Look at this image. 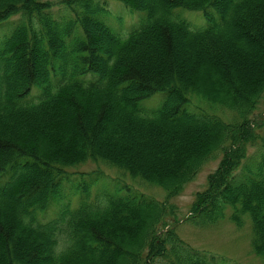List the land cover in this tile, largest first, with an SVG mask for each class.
<instances>
[{"label":"trees","instance_id":"16d2710c","mask_svg":"<svg viewBox=\"0 0 264 264\" xmlns=\"http://www.w3.org/2000/svg\"><path fill=\"white\" fill-rule=\"evenodd\" d=\"M116 1L145 11L137 28L114 33L108 0H0V24L15 23L0 37V264H215L170 220L171 199L219 152L186 220L211 224L229 206L264 260V154L244 162L258 145L264 0ZM157 92L160 106L142 108ZM98 170L130 182L79 180Z\"/></svg>","mask_w":264,"mask_h":264},{"label":"rangeland","instance_id":"374dc122","mask_svg":"<svg viewBox=\"0 0 264 264\" xmlns=\"http://www.w3.org/2000/svg\"><path fill=\"white\" fill-rule=\"evenodd\" d=\"M56 1V0H51ZM108 11L106 21L114 33H126L129 30L138 27L140 20L143 18L145 11H129L122 3L116 0H108ZM107 3V2H106ZM54 8H57L56 6ZM180 15L189 21L191 26L203 28L206 26V19L199 12H193L182 9H175ZM14 17V16H13ZM10 17L0 24V37L5 36L14 27L15 23ZM208 77H210L208 75ZM208 77L207 80L209 79ZM164 98L163 92H157L152 97L143 100L140 104L146 110H153L160 106ZM191 102L204 108L207 112H214L224 120L235 119L228 111L210 110L208 105L199 99L192 98ZM253 115H251V125L258 135V145L249 146L247 148L244 162L250 164L253 161H259L264 154V95L260 98ZM262 146V147H261ZM221 158V153H215L213 158L205 162L201 169L197 172L192 181L187 183L183 190L171 199L174 206L175 215L172 216L171 222L178 223L175 225L178 235L186 241L190 246L198 249L202 255L215 264H264V260L256 256L251 249V224L249 219L242 215V225L236 226L230 219L232 209L228 206L222 218L211 224L202 226L193 225L186 220L189 215L190 205L193 202L196 192L205 189L208 175L215 170ZM93 167L92 163H85L77 167L81 171H89ZM76 171V170H74ZM107 176H116L113 170L104 171ZM238 173V172H237ZM109 174V175H108ZM127 176V175H125ZM89 179H85V178ZM128 177V176H127ZM126 179V178H125ZM240 179V178H239ZM239 179H236L239 181ZM81 183L91 181L96 188L99 185L108 183H117L119 185L129 183L126 179L111 180L104 176L98 170L96 177L81 176ZM235 180V181H236ZM66 192L69 191V184L66 185ZM125 188V187H123ZM143 193H147L157 199H163L164 192L158 187L143 188Z\"/></svg>","mask_w":264,"mask_h":264}]
</instances>
